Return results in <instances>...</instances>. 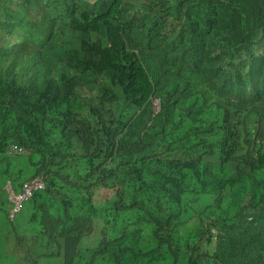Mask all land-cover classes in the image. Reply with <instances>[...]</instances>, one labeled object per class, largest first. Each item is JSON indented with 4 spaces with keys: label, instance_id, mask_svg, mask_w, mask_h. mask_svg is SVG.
I'll list each match as a JSON object with an SVG mask.
<instances>
[{
    "label": "trees",
    "instance_id": "16d2710c",
    "mask_svg": "<svg viewBox=\"0 0 264 264\" xmlns=\"http://www.w3.org/2000/svg\"><path fill=\"white\" fill-rule=\"evenodd\" d=\"M0 264H264V0H0Z\"/></svg>",
    "mask_w": 264,
    "mask_h": 264
},
{
    "label": "rangeland",
    "instance_id": "374dc122",
    "mask_svg": "<svg viewBox=\"0 0 264 264\" xmlns=\"http://www.w3.org/2000/svg\"><path fill=\"white\" fill-rule=\"evenodd\" d=\"M143 0H132L133 3H139ZM156 104V101H154ZM155 106V105H154ZM158 105L156 104L155 110H158ZM185 209L181 216V221L183 225L192 226V228H197L200 223L208 221L206 218L205 210L207 207H218L220 203V198H210L201 195H187L185 200Z\"/></svg>",
    "mask_w": 264,
    "mask_h": 264
},
{
    "label": "built area",
    "instance_id": "2783aa9c",
    "mask_svg": "<svg viewBox=\"0 0 264 264\" xmlns=\"http://www.w3.org/2000/svg\"><path fill=\"white\" fill-rule=\"evenodd\" d=\"M156 104L159 107L158 101H156ZM156 104L154 103L155 106ZM26 152H27L26 149L14 145H11L7 149V153L9 155H22V154H26ZM5 188L8 195V200L11 203L9 218L12 219L20 211L22 203L31 197L32 192L34 190L44 188V182L42 181L41 178H34L28 180L22 185L21 192L19 193H14L9 183L6 184Z\"/></svg>",
    "mask_w": 264,
    "mask_h": 264
},
{
    "label": "clouds",
    "instance_id": "9594fccd",
    "mask_svg": "<svg viewBox=\"0 0 264 264\" xmlns=\"http://www.w3.org/2000/svg\"><path fill=\"white\" fill-rule=\"evenodd\" d=\"M154 109H155V106H154Z\"/></svg>",
    "mask_w": 264,
    "mask_h": 264
}]
</instances>
